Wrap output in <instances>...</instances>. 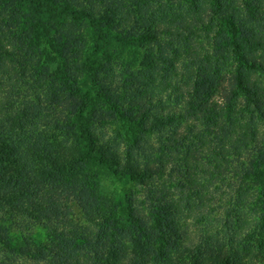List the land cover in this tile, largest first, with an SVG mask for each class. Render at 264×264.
Instances as JSON below:
<instances>
[{
	"label": "trees",
	"instance_id": "16d2710c",
	"mask_svg": "<svg viewBox=\"0 0 264 264\" xmlns=\"http://www.w3.org/2000/svg\"><path fill=\"white\" fill-rule=\"evenodd\" d=\"M118 75L165 94L124 167L85 122ZM0 264H264V0H0Z\"/></svg>",
	"mask_w": 264,
	"mask_h": 264
},
{
	"label": "rangeland",
	"instance_id": "374dc122",
	"mask_svg": "<svg viewBox=\"0 0 264 264\" xmlns=\"http://www.w3.org/2000/svg\"><path fill=\"white\" fill-rule=\"evenodd\" d=\"M114 55H108V59L111 63H113V65L114 63H122L123 65H125L122 66L123 68L129 69L130 67H132V69L130 68V70H136L137 66L134 64L135 62L132 58L125 57L123 55L117 56L116 53H114ZM97 63H99L100 66L104 65V57H99L97 59ZM116 69H118L119 71L121 70L119 65ZM138 71H141V69L139 68ZM48 73L49 74L46 78V80L48 81L46 88L50 91H53L55 87L66 89L64 100L66 105H71V96L74 94L75 90L72 91V88H67L66 84H64L63 82L61 83V71L59 67L55 64L51 65ZM128 75H131V73ZM120 77V75H118V77L110 79H106L105 77L102 79L100 77L101 80L99 79L97 84H95V87L92 89L93 93L90 97V102L87 105V109L85 110V122L90 135L93 139L96 140V149H99L101 153L99 156L101 158L106 157V159H110L116 155L119 158L118 162L121 164V167H124L128 165L129 162L142 161V157H139L140 151L136 148V144H134L135 142L140 147H147L144 152L150 155L151 151L148 149V146L152 145L155 147L157 144V140L156 137L148 133L149 131H147V129L136 130L135 132H133L135 133L133 137L132 133H127L126 125L130 122V115H132V113L134 114L137 109L134 110V103L129 100L127 101V99L123 97L126 94L131 93L132 90H136L138 88L143 89V92L140 94L139 98L145 100V103L149 105H142L141 110L143 112L137 116L145 117L149 115L150 112L148 110H143V108L146 107V109H149L150 104H154V106L157 105L159 103V98L156 95H161L162 97H164L165 94L162 89L160 76L156 79L155 84L157 85V88L155 86L156 89L153 91V93L149 88H146V85H148V81L141 76L138 78L140 79V82L142 81V84L138 83V85H136L133 81L126 82L124 81V77ZM104 84H107V87L110 86L109 92L104 89ZM98 85H101V87L103 88L98 89ZM134 85L136 86V88ZM74 88L77 89L76 87ZM25 91V93H28L30 90L26 89ZM129 111L132 112L129 113ZM49 118L50 114L48 113L45 114V118L43 119L49 120ZM128 148L132 150L130 161H126L125 157ZM131 186L132 183L129 181H119V195L121 197H126L129 194V187ZM71 207L73 213V222L78 225L85 224V220L82 216L79 206L76 204H72Z\"/></svg>",
	"mask_w": 264,
	"mask_h": 264
}]
</instances>
